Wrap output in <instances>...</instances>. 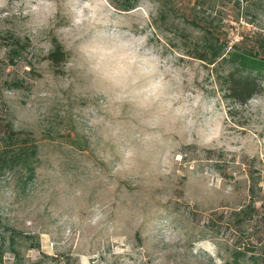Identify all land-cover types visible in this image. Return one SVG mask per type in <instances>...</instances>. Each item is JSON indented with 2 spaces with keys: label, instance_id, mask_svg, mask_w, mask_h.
Listing matches in <instances>:
<instances>
[{
  "label": "rangeland",
  "instance_id": "obj_1",
  "mask_svg": "<svg viewBox=\"0 0 264 264\" xmlns=\"http://www.w3.org/2000/svg\"><path fill=\"white\" fill-rule=\"evenodd\" d=\"M252 2L240 19L235 0L203 10L241 49L264 33ZM194 7L0 0V128L40 149L33 182L0 183L4 264H233L237 248L264 264V82L225 98L223 72L192 56Z\"/></svg>",
  "mask_w": 264,
  "mask_h": 264
},
{
  "label": "trees",
  "instance_id": "obj_2",
  "mask_svg": "<svg viewBox=\"0 0 264 264\" xmlns=\"http://www.w3.org/2000/svg\"><path fill=\"white\" fill-rule=\"evenodd\" d=\"M252 1L235 0L238 19L248 12L254 4ZM212 2L213 0H195L191 13L184 15L187 22L194 23L202 31L199 39L201 44L196 47L192 56L213 64L218 72H223L220 76L225 98L236 104H245L261 91L264 82V33L243 35L240 41L245 43V48L240 49L235 43L230 45L228 38L218 33L214 25L216 18L212 17V13H204L205 7ZM131 6L132 4L127 5L124 9H130ZM165 7L167 5L163 1L162 8ZM165 12L161 10V15H165ZM67 56L68 52L63 44L56 39L49 58L58 64ZM39 153V143L30 132L17 130L11 123L0 128V183L13 180L27 187L36 178ZM12 232L11 241L15 242L18 232ZM5 242L0 243V264H4ZM246 254L248 253L243 248H237L233 264H239L240 258ZM261 257L264 260V253ZM250 258L259 262L256 254H251Z\"/></svg>",
  "mask_w": 264,
  "mask_h": 264
}]
</instances>
